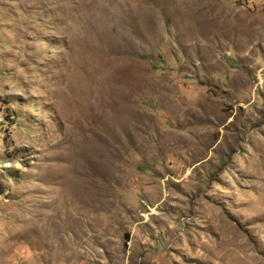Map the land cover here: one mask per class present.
I'll list each match as a JSON object with an SVG mask.
<instances>
[{
  "label": "rangeland",
  "instance_id": "374dc122",
  "mask_svg": "<svg viewBox=\"0 0 264 264\" xmlns=\"http://www.w3.org/2000/svg\"><path fill=\"white\" fill-rule=\"evenodd\" d=\"M0 264H264V0H0Z\"/></svg>",
  "mask_w": 264,
  "mask_h": 264
},
{
  "label": "bare ground",
  "instance_id": "6f19581e",
  "mask_svg": "<svg viewBox=\"0 0 264 264\" xmlns=\"http://www.w3.org/2000/svg\"><path fill=\"white\" fill-rule=\"evenodd\" d=\"M77 193H79V192H77V190L75 191V188H74V192H72V196L75 195V194H77ZM70 197H71V195H70ZM55 214L56 213L50 214V216L48 217V220H50V224H52V226H50L52 228V230H53L52 232L61 230L62 229V226H63V225L60 224V221H57L56 220V215ZM40 228H43V227H40ZM40 228H36V230H39ZM51 228H50V230H51Z\"/></svg>",
  "mask_w": 264,
  "mask_h": 264
}]
</instances>
